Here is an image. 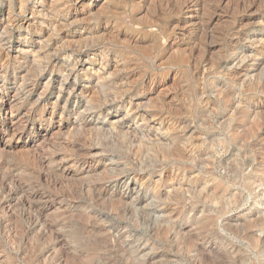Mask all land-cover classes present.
<instances>
[{"label":"rangeland","instance_id":"1","mask_svg":"<svg viewBox=\"0 0 264 264\" xmlns=\"http://www.w3.org/2000/svg\"><path fill=\"white\" fill-rule=\"evenodd\" d=\"M0 264H264V0H0Z\"/></svg>","mask_w":264,"mask_h":264}]
</instances>
